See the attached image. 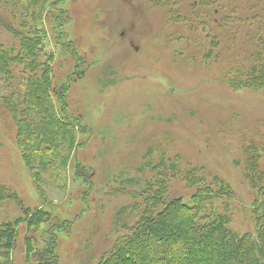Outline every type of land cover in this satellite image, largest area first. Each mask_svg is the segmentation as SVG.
Here are the masks:
<instances>
[{
    "label": "rangeland",
    "instance_id": "1",
    "mask_svg": "<svg viewBox=\"0 0 264 264\" xmlns=\"http://www.w3.org/2000/svg\"><path fill=\"white\" fill-rule=\"evenodd\" d=\"M195 1L52 0L40 24L21 12L18 0H0L6 22H13L17 13L26 24L20 34L38 37L45 53L53 56L54 89L69 83L68 112L92 132L90 137L81 135L87 143L71 158L66 189L39 187L17 146L13 119L0 108V185L19 198L0 203V222L25 220V209L51 216L48 226L19 224L14 264H36L27 244L41 251L51 237L57 239L60 264H99L139 221L133 212L142 202L138 193L145 184L152 185L160 159L176 157L180 165L202 168L232 188L236 198L228 227L258 240L259 198L246 169L248 156L260 155L255 164L264 172V90L233 89L225 75L248 55L241 44L252 34L259 37L260 29L264 34V23L236 20L235 39L227 45L228 52L219 53L224 45L215 49L206 38L209 16L201 18L203 24L207 21L204 32L196 25ZM211 7L206 8L208 14ZM20 34L0 23V45L11 59L17 56ZM251 41L249 50L259 44L258 38ZM19 66L0 68V101L21 88ZM31 134L28 142L34 140V130ZM77 163L90 175L92 187L76 178ZM253 164L249 161L251 168ZM196 192V187L175 179L165 203L176 198L188 203ZM175 224L170 215L167 228L179 239ZM63 225L68 229L62 230ZM179 241L186 251L193 242L190 237Z\"/></svg>",
    "mask_w": 264,
    "mask_h": 264
},
{
    "label": "trees",
    "instance_id": "2",
    "mask_svg": "<svg viewBox=\"0 0 264 264\" xmlns=\"http://www.w3.org/2000/svg\"><path fill=\"white\" fill-rule=\"evenodd\" d=\"M51 1L18 0L17 5L26 17L42 24ZM207 1L193 2L192 11L198 8L195 11L198 17L196 25L203 32L208 26L207 21L203 24L201 18L203 15L209 16L210 30L206 38L211 39V46L215 49L224 45L219 53L228 52L227 45L235 39L232 26L236 27V20L240 24L264 23V0H209L211 4H207ZM211 5L214 7L208 14L206 8ZM13 19V22H6V17L0 15L4 29L17 36L26 24L17 13ZM260 32L263 29L259 30V37L252 34V38L241 44L242 51L246 50L248 55L226 72L225 78H230L233 89L244 86L264 90V34ZM255 38H258L259 44L249 50V46L254 44L251 40ZM19 44L17 56L12 59V54L0 45V68L5 70L11 64H18L23 69L21 88L1 99L0 108L13 119L17 146L37 185L65 190L71 158L87 143L81 141V135L88 134L90 137L92 132L68 112L69 83L54 89V58L45 53L42 41L38 37L21 35ZM210 52L214 53L212 49ZM41 114L44 116L40 117ZM54 128L55 131H52ZM32 130L35 137L28 142ZM40 149L42 153H36ZM179 159H160V171L152 185L145 184L138 193L142 202L134 206L133 212L140 216L139 221L116 240L110 255L99 264H264V172L255 164V161L259 163L260 155L257 158L248 156L246 169L251 188L259 198L255 204L260 224L257 241L251 234L241 235L228 227L231 223V202L236 198L232 188L220 177L212 176L202 168L180 165L177 162ZM249 161H254L252 168ZM84 171V166L77 163L76 178L81 179L85 186L92 187L91 177ZM175 179H182L189 188L196 187L197 192L188 203L182 198L165 203ZM4 201L19 202V198L10 188L0 185V203ZM160 207L164 209L156 213ZM23 212L25 220L20 218L15 222H0V264H14L13 251L17 248L20 223L27 221L31 227L51 223L49 213L28 209ZM170 215H174V228L179 229V239L186 241L190 237L193 240L187 251L184 243L177 239V234L167 228ZM124 228L127 229V226ZM67 229L68 226L63 225L62 230ZM26 247L28 256L36 264H60L56 253L57 239L54 237L49 238L41 251L34 250L29 243ZM206 247H209V252L205 258H201L200 253L205 252ZM172 251L176 252L174 257L170 256Z\"/></svg>",
    "mask_w": 264,
    "mask_h": 264
}]
</instances>
